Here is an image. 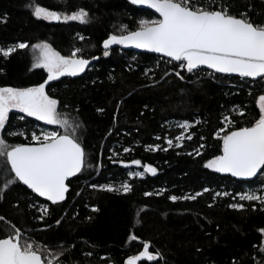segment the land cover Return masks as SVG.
<instances>
[{
    "label": "trees",
    "instance_id": "obj_1",
    "mask_svg": "<svg viewBox=\"0 0 264 264\" xmlns=\"http://www.w3.org/2000/svg\"><path fill=\"white\" fill-rule=\"evenodd\" d=\"M220 2L216 0L213 6ZM224 2L233 14L248 11L254 21L264 23V0ZM29 3L0 0V47L29 45L8 58L0 56V87H31L47 79L45 70L33 67L30 47L35 43H49L62 55L81 48L90 60L85 71L50 81L46 91L60 101V112L81 123L77 135L86 164L68 181L66 199L52 204L22 183L5 190V179L14 174L5 170L0 157V216L5 217L0 221V237L4 227L14 224L37 244L66 249L60 257L62 264H124L128 256L142 250L141 241L150 242V250L160 254L158 264H260L264 260V237L259 232L264 228V205L241 201L239 194L264 195V174L238 180L204 164L221 154L222 142L215 133L224 126V115L237 127L258 118L256 100L264 94V79L206 68L188 73L180 62L119 45L110 46L109 55L104 56L103 41L120 34L122 26L135 30L141 19H159L131 0H31L63 13L84 9L89 13L86 24L38 19ZM101 108L103 112L98 111ZM20 115L10 113L9 124L2 130L7 143H29L31 132L46 126L33 117L17 119ZM184 123L190 127L181 128ZM21 130L27 139L8 135ZM178 136L185 138L177 141ZM126 148L130 151L125 152ZM134 159L141 165L132 164ZM144 165L156 168V174L129 175L144 172ZM124 182L132 186L130 192L99 187L119 188ZM205 188L209 191L204 192ZM197 192L202 195L195 200L169 199ZM217 192L221 195L216 196ZM232 204L243 208H232ZM43 208L48 209L47 215ZM131 234L139 240L130 242Z\"/></svg>",
    "mask_w": 264,
    "mask_h": 264
},
{
    "label": "snow or ice",
    "instance_id": "obj_2",
    "mask_svg": "<svg viewBox=\"0 0 264 264\" xmlns=\"http://www.w3.org/2000/svg\"><path fill=\"white\" fill-rule=\"evenodd\" d=\"M131 3L154 9L160 18L141 19L135 30H128L126 25L122 26L120 34L109 35L103 41L104 56L109 55L107 49L112 45L134 46L161 53L172 61L180 62V67L188 73L206 66L216 73L264 79V23L254 21L248 11L233 14L224 0H221L218 7L213 6L216 0H131ZM29 7L38 19L79 21L81 24L89 22V13L84 9L64 14L33 4L31 0ZM79 38L84 39L83 36ZM27 47L29 45L23 42L7 48L0 47V56L8 58L17 49ZM31 47L35 53L33 67L45 70L47 79L31 87H0V131L5 130L10 121V113L13 112L23 114L17 117L19 120L33 117L47 125H56L63 131H42L40 134L32 131L29 143L17 144H8L0 136V157L4 158L5 170L14 174L5 179L3 187L7 190L10 185L22 183L32 193L46 198L52 204H58L66 199L69 191L66 181L84 170L86 153L77 135L82 127L81 123L62 116L59 110L60 101L46 91V86L60 77L77 76L84 72L90 60L84 58L83 50L78 47L69 55H62L46 42ZM176 75L181 80L184 79L179 72ZM256 106L259 109L258 118H254L248 126L237 127L230 116H223L224 126L215 133V138L222 142L221 154L208 160L204 164L205 168L245 179L257 177L258 173L264 174V94L258 97ZM98 111L103 112V109ZM180 127L187 129L190 125L184 123ZM8 135L28 138L22 130L9 131ZM184 138L178 136L176 140L181 141ZM186 138L190 140L192 136L188 135ZM167 144L172 147L173 141L169 139ZM176 146L179 147L180 144ZM156 147L159 148L158 145ZM124 151L128 152L130 149L126 148ZM197 155H200L199 151ZM131 163L141 165L140 160L134 159ZM156 171L151 165H144V172L129 175H155ZM92 187L97 185L93 184ZM99 187L108 192L127 193L132 190L127 182L121 183L119 188L110 184ZM203 191L208 192L209 189L205 188ZM201 195V192L182 197L171 195L169 199L173 202L181 199L195 200ZM220 195L221 193H216V196ZM239 199L259 201L264 205V195H257L255 192L241 193ZM230 207L243 208V205L232 204ZM42 212L47 215L48 209L43 208ZM44 215L40 217L41 220ZM4 220L5 217L0 216V221ZM60 223V220L56 221L57 225ZM3 231L5 234L0 237V264H62L60 257L66 249H53L51 246L37 244L31 238L26 239L20 228L14 224L9 223ZM259 232L264 237V228L259 229ZM128 240L137 241L139 237L131 234ZM141 243L142 250L128 256L124 264H140L141 261L158 264L160 254L150 250V242ZM197 251L200 249L197 248ZM260 264H264V260Z\"/></svg>",
    "mask_w": 264,
    "mask_h": 264
},
{
    "label": "water",
    "instance_id": "obj_3",
    "mask_svg": "<svg viewBox=\"0 0 264 264\" xmlns=\"http://www.w3.org/2000/svg\"><path fill=\"white\" fill-rule=\"evenodd\" d=\"M142 6L145 7V8H148V7L145 6V5H142ZM148 9H150V8H148ZM150 10L153 11L154 13H156L154 9H150ZM156 14L159 16L158 13H156ZM159 18H160V17H159ZM119 46H122L123 48L128 49V50L141 51V52H146V53H149V54H152V55L164 56V55L161 54V53L151 52V51H148V50H146V49H138V48H135L134 46H127V47H126V46H123V45H119ZM164 57H166V56H164ZM166 58H169V57H166ZM169 59H171V58H169ZM202 68H206V69H208V70L214 71V70H212V69L207 68L206 66H201V67L198 68V69H202ZM214 72H215V71H214ZM221 74H226V75H231V76H238V77H240L238 74H227V73H221ZM244 78H249V77H244ZM250 79H253V78H250ZM255 79H259V78H255ZM78 174H79V173H78ZM78 174H77V175H78ZM222 174L227 175V176H231V175L228 174V173H222ZM259 174H260V173H258L257 176H259ZM71 178H73V177H70L69 180H70ZM234 178H236V179H238V180H253V179L256 178V177H254V178H250V179L237 178V177H234ZM69 180H68V181H69ZM68 181H66L67 184H68ZM68 186H69V184H68ZM69 188H70V186H69ZM66 197H67V193H66ZM41 198H43V199L46 200V198H44V197H41ZM47 201H48V200H47Z\"/></svg>",
    "mask_w": 264,
    "mask_h": 264
},
{
    "label": "rangeland",
    "instance_id": "obj_4",
    "mask_svg": "<svg viewBox=\"0 0 264 264\" xmlns=\"http://www.w3.org/2000/svg\"><path fill=\"white\" fill-rule=\"evenodd\" d=\"M49 10H51V9H49ZM61 13H63V12H61ZM64 14H71V13H64ZM38 43H41V42H38ZM35 44H37V43H35ZM34 45V44H33ZM30 51H31V55H32V57H33V60H34V55H35V53H34V50H33V48L32 47H30ZM61 114H62V116H67L69 119H70V121H77V122H79L73 115H70V114H68V113H65V112H61ZM42 130L40 131V132H37V134H40L42 131H60V132H62L63 131V129H61V128H59L58 126H56V125H47L46 124V126H43L42 128H41ZM78 133V132H77ZM0 136H2V131H0ZM8 144H10V143H8ZM25 238H26V236H24ZM27 239V238H26ZM33 241V240H32ZM61 261V260H60Z\"/></svg>",
    "mask_w": 264,
    "mask_h": 264
}]
</instances>
